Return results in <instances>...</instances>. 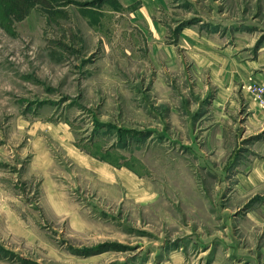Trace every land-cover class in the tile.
<instances>
[{"label":"rangeland","instance_id":"1","mask_svg":"<svg viewBox=\"0 0 264 264\" xmlns=\"http://www.w3.org/2000/svg\"><path fill=\"white\" fill-rule=\"evenodd\" d=\"M151 1L168 41L187 25L264 43V0ZM144 2L0 0V264H160L181 246L206 264L222 247L237 198L200 131L210 89L186 58L164 72L132 12ZM254 204L229 222L243 244L236 217Z\"/></svg>","mask_w":264,"mask_h":264},{"label":"crops","instance_id":"2","mask_svg":"<svg viewBox=\"0 0 264 264\" xmlns=\"http://www.w3.org/2000/svg\"><path fill=\"white\" fill-rule=\"evenodd\" d=\"M144 1L147 3L144 2L132 12L143 19L150 44L152 42L150 46L158 50L161 68L165 73L180 72L186 58L187 66H190L196 79L201 81H197L198 87L210 89L206 95L208 107L199 114L203 122L200 131L209 149L215 150L217 155L228 156L223 159L225 175L227 170H233L234 173L230 179L219 180L224 189L229 190L224 194V201L233 203L237 198V203L233 204L232 209L223 207L221 213L228 219V225L223 226V244L222 247L216 245L218 254L206 264H243V255L257 248L262 250L257 264H264V108L260 107L250 90L251 85L264 86V43L250 52L241 40L227 43L220 41L219 37L204 36L197 27L187 25L175 31L177 35L174 41H168L166 27L150 18L155 5L151 0ZM204 76L207 77L205 84L202 82ZM199 90L204 91L202 88ZM190 134L196 137L195 132ZM58 138L63 144L64 137ZM236 155L237 166L233 165L230 169ZM44 156L38 154L36 160L41 161ZM33 158L29 165L34 169ZM100 161L111 164L106 160ZM251 202L255 204L248 209L246 207L241 218L236 217L240 237L241 232L245 231L243 244V240L233 238L229 222L231 216H237L239 208H242L236 204ZM233 244L235 248L231 247ZM209 249L208 244L202 252L207 250L210 253ZM234 249L236 254L233 256L231 251ZM170 252L169 258H160V264H203L202 260L186 258L182 246ZM244 264H248V261Z\"/></svg>","mask_w":264,"mask_h":264},{"label":"built area","instance_id":"3","mask_svg":"<svg viewBox=\"0 0 264 264\" xmlns=\"http://www.w3.org/2000/svg\"><path fill=\"white\" fill-rule=\"evenodd\" d=\"M250 90L252 92L253 97L260 105V107L264 108V86L251 85Z\"/></svg>","mask_w":264,"mask_h":264},{"label":"trees","instance_id":"4","mask_svg":"<svg viewBox=\"0 0 264 264\" xmlns=\"http://www.w3.org/2000/svg\"><path fill=\"white\" fill-rule=\"evenodd\" d=\"M182 26H179L175 31L177 32ZM132 136V135H131Z\"/></svg>","mask_w":264,"mask_h":264}]
</instances>
